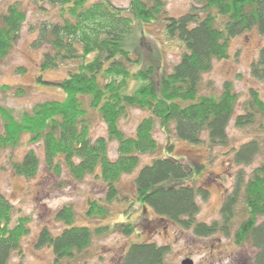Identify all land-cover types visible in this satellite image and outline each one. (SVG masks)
<instances>
[{
  "label": "trees",
  "instance_id": "obj_1",
  "mask_svg": "<svg viewBox=\"0 0 264 264\" xmlns=\"http://www.w3.org/2000/svg\"><path fill=\"white\" fill-rule=\"evenodd\" d=\"M31 1L37 6L36 15L52 12L51 17L30 24L36 34L32 46L43 49L36 82L57 88L63 97L38 102L18 115L0 105V153L16 148L27 136L28 142L42 144L44 163L54 175L61 174L63 165L76 180L89 174L99 178L105 187L104 203L89 198L87 218H106L109 203L120 199L119 179L133 172L131 205L150 207L158 218L195 235L227 233L239 214L243 218L233 240L237 245L249 243L255 250L253 264H264V161L246 177L241 171L236 174L220 220L198 221L197 196L208 194L206 188L193 185L200 167L166 155L173 144L162 146L154 136L159 126L169 140L199 144L205 134L209 145H226L231 120L246 126L264 117V101L254 89L238 114V94L231 81H225L217 92L201 90L203 75L211 71L213 62L229 57L233 37L252 28L264 35V0H191L190 9L178 17L167 14L165 0H128L127 7L112 0ZM26 20L19 0L0 7V63L13 50ZM155 22H162L166 36L183 47L171 71L161 75L152 63L143 62L134 44H128L137 25ZM62 69L60 79L43 77L46 71ZM250 69L264 81V46ZM10 88L1 84L0 92ZM23 91L15 89L17 95ZM130 108L147 113L133 135L120 127ZM94 113L105 123L106 136H91ZM260 124L264 132V119ZM111 142L116 143L114 157H110ZM258 150V140L252 139L234 151L233 160L247 164ZM145 154L152 157L143 164ZM39 164L37 153L29 149L11 162V168L30 179ZM238 204L239 211L235 209ZM55 219L63 225L60 232L43 227L36 240V247L51 248L53 264H80L93 237L109 230L124 235L135 232L131 221L97 227L77 224L71 205L58 209ZM29 221L28 216L15 215L13 204L0 192V264H7L20 249L30 230ZM168 251V246L155 242L131 241L117 264H165Z\"/></svg>",
  "mask_w": 264,
  "mask_h": 264
},
{
  "label": "rangeland",
  "instance_id": "obj_2",
  "mask_svg": "<svg viewBox=\"0 0 264 264\" xmlns=\"http://www.w3.org/2000/svg\"><path fill=\"white\" fill-rule=\"evenodd\" d=\"M14 0H0V7ZM27 14L19 40L9 56L0 63V85L11 87L0 92V105L13 111L16 115L30 109L38 102L61 99L63 93L55 87L37 83L42 48L32 46L36 36L30 31V24L52 16V12L36 15L37 6L31 0H19ZM113 4L127 7L128 0H112ZM167 14L178 17L191 7V0H165ZM48 8V7H46ZM128 44H134L144 63H152L159 75L171 71L179 60L183 47L177 40L169 39L162 22L148 25H137ZM229 57L215 60L210 72L203 75L202 93L219 91L225 81H231L238 94L235 113L242 112V104L248 98L251 89L258 92L264 101V81L252 75L250 66L257 58L259 49L264 46V35L255 28L233 37L229 44ZM64 70H50L43 75L49 80L60 79ZM21 87L24 93L17 95L15 89ZM144 110L130 108L127 116L120 121L121 129L127 135H133L139 121L146 116ZM264 117L258 116L255 123L246 126L235 125L230 121L226 145H209L206 135L199 144H190L182 140H169L159 126L154 131L155 138L164 144L172 143L169 153L181 158L190 166H199L193 185L206 188L207 197L197 196L199 211L198 221L210 223L220 220V209L226 193L233 188L236 174L241 171L246 177L264 161V132L260 122ZM90 133L93 138L106 136V125L97 114L92 115ZM257 139L258 153L251 162L236 164L233 153L242 144ZM171 141V142H170ZM29 149L37 153L40 164L33 178L17 175L11 168V162L20 160ZM116 153V143L110 144V157ZM151 155L141 156V162H150ZM141 163L135 171L138 172ZM62 172L56 176L51 173L43 160L41 143L28 142L25 136L19 146L9 148L0 153V192L13 204L15 215L28 216L29 232L21 241L18 251L11 254L7 264H53V253L50 247H36L40 230L47 227L52 233H59L62 223L55 219V213L64 205H71L76 212V223L97 227L112 225L117 221H131L135 232L124 235L119 231L109 230L107 233L93 237L90 247L85 251L80 264H117L124 250L131 241H150L158 245L168 246L165 264H180L190 258L194 264H253L254 248L247 242L237 245L233 234L242 216L236 214L227 233L217 232L208 236H198L192 230L166 219L158 218L150 207L135 203L131 205L134 195L135 172L124 174L117 183L120 199L109 203L110 213L106 218H87L88 199H100L104 203L105 187L99 178L89 174L82 180L73 178L62 165ZM240 204L235 209L239 211ZM129 216L127 217V214ZM85 260L84 262H82Z\"/></svg>",
  "mask_w": 264,
  "mask_h": 264
},
{
  "label": "water",
  "instance_id": "obj_3",
  "mask_svg": "<svg viewBox=\"0 0 264 264\" xmlns=\"http://www.w3.org/2000/svg\"><path fill=\"white\" fill-rule=\"evenodd\" d=\"M180 264H194L193 261L190 258H186L182 260Z\"/></svg>",
  "mask_w": 264,
  "mask_h": 264
}]
</instances>
